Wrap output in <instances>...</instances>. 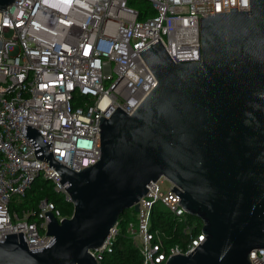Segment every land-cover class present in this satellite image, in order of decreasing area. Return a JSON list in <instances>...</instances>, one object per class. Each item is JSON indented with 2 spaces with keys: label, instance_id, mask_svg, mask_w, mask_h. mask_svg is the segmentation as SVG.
<instances>
[{
  "label": "water",
  "instance_id": "1",
  "mask_svg": "<svg viewBox=\"0 0 264 264\" xmlns=\"http://www.w3.org/2000/svg\"><path fill=\"white\" fill-rule=\"evenodd\" d=\"M15 1L0 0V11ZM230 9L200 17L201 61L174 62L159 38L139 51L158 83L132 114L118 106L100 115L95 164L67 167L28 125L41 146L35 154L43 151L36 157L50 159L67 185L73 214L45 212L44 247L29 248L23 231L6 234L0 264H98L90 251L163 177L206 235L167 264H252L250 252L264 248V0Z\"/></svg>",
  "mask_w": 264,
  "mask_h": 264
},
{
  "label": "built area",
  "instance_id": "2",
  "mask_svg": "<svg viewBox=\"0 0 264 264\" xmlns=\"http://www.w3.org/2000/svg\"><path fill=\"white\" fill-rule=\"evenodd\" d=\"M129 1L16 0L0 11V239L23 231L29 248L44 247L51 240L45 212L65 218L48 198L23 216L12 213V201L25 197L36 181L72 203L50 159L36 157L43 151L35 154L41 146L26 136L28 125L52 142L48 150L67 167L80 171L95 164L101 157L100 115L108 118L118 106L132 114L158 83L139 51L159 38L174 62L201 61L200 17L229 12L230 6L250 8V0H147L156 14L140 20ZM164 180L148 185L127 225L142 264H167L206 240L203 222L182 207L174 183L161 188ZM162 207L186 237L180 243L170 245L174 235L153 227V213ZM119 229L120 221L90 251L98 264L114 252ZM250 260L264 264V248L253 249Z\"/></svg>",
  "mask_w": 264,
  "mask_h": 264
},
{
  "label": "trees",
  "instance_id": "3",
  "mask_svg": "<svg viewBox=\"0 0 264 264\" xmlns=\"http://www.w3.org/2000/svg\"><path fill=\"white\" fill-rule=\"evenodd\" d=\"M129 4L139 11V19L143 20L148 16H154L156 10L147 0H130ZM43 198H48L53 202L58 209L61 210L63 216L70 217L73 214V204L65 201L62 196L54 191L48 183H39L38 186L28 191L27 195L22 199H15L11 203L12 213L17 212L19 216H23L28 210L38 209L37 205ZM162 209H156L153 213V227H158L165 230L168 234L174 236L169 240L170 245L180 243L186 237H182L177 220L164 216ZM36 217L30 216V220H35ZM134 219L133 209L125 211L119 218L120 229L116 240V247L113 253L105 256L103 264H142V257L127 232L128 222ZM197 219V218H196ZM201 223L198 231H201Z\"/></svg>",
  "mask_w": 264,
  "mask_h": 264
},
{
  "label": "rangeland",
  "instance_id": "4",
  "mask_svg": "<svg viewBox=\"0 0 264 264\" xmlns=\"http://www.w3.org/2000/svg\"><path fill=\"white\" fill-rule=\"evenodd\" d=\"M39 183H40L39 181H36L34 183V187L38 186ZM170 185H171V183L168 180H164L163 182H161V188L162 189H168L170 187ZM162 210L165 212L164 216H167L168 212H167L166 208L162 207Z\"/></svg>",
  "mask_w": 264,
  "mask_h": 264
}]
</instances>
